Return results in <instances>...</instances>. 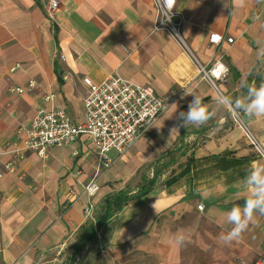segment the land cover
I'll list each match as a JSON object with an SVG mask.
<instances>
[{"label": "crops", "instance_id": "0c3cea01", "mask_svg": "<svg viewBox=\"0 0 264 264\" xmlns=\"http://www.w3.org/2000/svg\"><path fill=\"white\" fill-rule=\"evenodd\" d=\"M175 9L184 19L186 47L153 30V0H61L53 20L42 0H0V170L10 159L3 147L28 127L38 106H49L46 94L54 93L53 103L80 123L86 77L99 83L116 73L158 95L185 89L123 154L109 152L113 162L106 169H99L88 135L80 134L43 156L28 152L13 172L3 173L0 264H37L47 254L72 264H254L264 257V216L257 215L241 239L219 240L232 227L226 214L243 208L255 190L245 180L249 169L264 166V158L234 122L227 101L217 102L231 97L234 107L260 70L264 83V0H244L243 6L238 0H175ZM211 34L223 40L212 43ZM215 59L229 70L215 80L218 90L197 69ZM29 81L36 87L29 90ZM185 93L201 96L214 115L172 131L193 99ZM237 113L264 143V116ZM157 171L148 192L97 226L106 196L133 194ZM94 175L98 189L89 197L84 185ZM178 231L183 244L175 242Z\"/></svg>", "mask_w": 264, "mask_h": 264}, {"label": "built area", "instance_id": "2783aa9c", "mask_svg": "<svg viewBox=\"0 0 264 264\" xmlns=\"http://www.w3.org/2000/svg\"><path fill=\"white\" fill-rule=\"evenodd\" d=\"M44 12L48 19L53 20L55 12L59 9L61 0H42ZM155 7L154 31H164L181 47L186 43L180 29L183 16L175 9V0L172 6L166 7L163 0H153ZM166 17H171L166 20ZM223 40L220 34H211L209 41L219 43ZM232 42V38H226ZM63 59V55H61ZM18 65L10 68L11 71ZM198 74L207 78L217 89L215 80L226 78L229 70L220 61L215 59L209 68L197 64ZM87 86V93L83 100V120L80 123L72 121L68 111L59 104H54V93L43 96V101L49 106L37 107L28 127L19 128L18 138L7 143L3 152L10 159L3 164L0 176L3 173L13 172L17 164L23 160L28 152H36L45 155L50 146L66 145L74 141L80 134H86L90 138L96 152L99 169L111 166L109 157L111 150L123 154L133 142L147 133L160 115L165 113L185 91L179 88L166 95H158L150 85H142L132 82L116 73L108 75L99 83L92 82L89 78L83 79ZM28 89L35 86L34 81H29ZM23 92V88L11 89ZM218 90V89H217ZM232 118L237 123L251 148L264 158V143L241 121L237 111L230 107ZM98 189L96 175L84 185V192L90 197ZM92 205L88 203L85 213L91 211ZM202 206L199 205L198 209ZM240 264H244L240 261ZM254 264H264V257L260 256Z\"/></svg>", "mask_w": 264, "mask_h": 264}, {"label": "clouds", "instance_id": "9594fccd", "mask_svg": "<svg viewBox=\"0 0 264 264\" xmlns=\"http://www.w3.org/2000/svg\"><path fill=\"white\" fill-rule=\"evenodd\" d=\"M238 2L240 6H243L244 0H238ZM163 3L166 7H170L173 5L174 0H163ZM170 18L166 17V20H170ZM188 94L193 95V99L189 102L188 110L179 113L178 120L180 123L172 131H178L179 127L186 128L188 125L204 124L214 115V112H210L209 108L203 103L201 96L185 93V95ZM225 101H227L229 107H233L231 97L221 96L217 102L223 104ZM235 106L249 116H264V83H261L259 87L250 86L245 98L236 100ZM245 180L255 190L251 196L245 199L243 208L234 206L226 214V222L232 227L219 237V240L225 245L241 239L249 224L255 222L257 215L264 216V166H252ZM153 207L155 208V205ZM185 240L186 237L179 231L175 234L177 244H183Z\"/></svg>", "mask_w": 264, "mask_h": 264}, {"label": "trees", "instance_id": "16d2710c", "mask_svg": "<svg viewBox=\"0 0 264 264\" xmlns=\"http://www.w3.org/2000/svg\"><path fill=\"white\" fill-rule=\"evenodd\" d=\"M254 82L252 84L248 83L244 88L243 91L245 92V95L248 92V89L250 86L259 87L261 84V70L255 73ZM235 111H238V109L234 106L233 107ZM177 152H180V148H177L175 150H170L166 152L165 154L161 155L160 158L164 156H168L171 154H175ZM172 163V162H171ZM167 164H163L160 166L159 171L162 170V168L166 167ZM156 174H158V171L155 172L152 179L148 180L144 185H142L135 193L129 194L127 191H120L112 195H108L104 198L102 201L100 208H101V215L99 216L97 220V226L100 225L102 222L106 221L108 218H110L114 213L117 211H120L125 205H127L131 200H133L136 197H139L151 188V186L155 182ZM93 236V232L90 237Z\"/></svg>", "mask_w": 264, "mask_h": 264}, {"label": "rangeland", "instance_id": "374dc122", "mask_svg": "<svg viewBox=\"0 0 264 264\" xmlns=\"http://www.w3.org/2000/svg\"><path fill=\"white\" fill-rule=\"evenodd\" d=\"M51 256L52 254H47L45 257L38 259L37 264H72L71 262L65 260V258L53 260Z\"/></svg>", "mask_w": 264, "mask_h": 264}]
</instances>
